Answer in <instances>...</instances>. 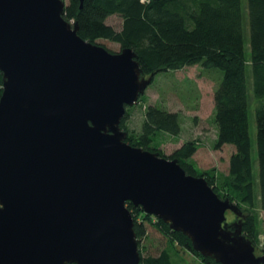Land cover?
Here are the masks:
<instances>
[{
  "label": "water",
  "instance_id": "1",
  "mask_svg": "<svg viewBox=\"0 0 264 264\" xmlns=\"http://www.w3.org/2000/svg\"><path fill=\"white\" fill-rule=\"evenodd\" d=\"M66 8L0 0V264H140L127 203L217 264H264L204 177L126 142L154 75L81 38Z\"/></svg>",
  "mask_w": 264,
  "mask_h": 264
},
{
  "label": "trees",
  "instance_id": "2",
  "mask_svg": "<svg viewBox=\"0 0 264 264\" xmlns=\"http://www.w3.org/2000/svg\"><path fill=\"white\" fill-rule=\"evenodd\" d=\"M66 1V0H65ZM65 19L77 25L79 36L97 44L106 40L132 49L138 56L144 77L174 73L200 67L218 75L215 90V149L234 146L229 174L199 173L192 158L198 151L194 142L185 143L171 157L188 175L204 177L222 200L234 204L242 218V235L257 247L260 213H264V0H68ZM117 16L122 27L116 30L107 20ZM221 78V79H220ZM3 74L0 72V98ZM141 99V97H140ZM139 99V100H140ZM256 122V161L250 133V112ZM126 142L136 148L160 153L156 139L160 134L173 137L182 133L181 118L157 106H149L141 131L130 132L126 122ZM139 242L155 228L169 248L158 256L140 251V264H177V247L197 257L202 264H217L193 249L191 240L140 207L127 203ZM231 213V212H229ZM229 223V222H228ZM232 224V223H229ZM264 253V249L262 250Z\"/></svg>",
  "mask_w": 264,
  "mask_h": 264
},
{
  "label": "rangeland",
  "instance_id": "3",
  "mask_svg": "<svg viewBox=\"0 0 264 264\" xmlns=\"http://www.w3.org/2000/svg\"><path fill=\"white\" fill-rule=\"evenodd\" d=\"M68 1V0H66ZM246 4L247 0H243ZM107 24L120 30L122 20L113 16ZM111 53L121 52V46L106 40L97 41ZM148 79L149 77H145ZM218 75L200 67L187 68L174 73L160 74L155 77L145 94L133 107H130L126 126L130 132L139 133L144 121L145 113L149 106H157L172 113H178L181 118L182 133L173 137L160 134L156 139L159 154L166 157L180 149L187 142L198 145V151L192 161L199 173L215 172L220 177L229 174L230 159L236 151L234 146L227 145L221 150L215 149L217 141V128L215 124V90L218 86ZM221 79V78H220ZM250 133L253 140V159L256 161V122L254 107L250 112ZM163 157V156H162ZM233 213H227V221L235 223ZM260 237L257 243L256 255L264 257V213H260ZM169 248L167 240L153 227H148V237L140 242L139 251L146 255L158 256ZM178 255L177 264H202L197 257L180 248H176Z\"/></svg>",
  "mask_w": 264,
  "mask_h": 264
}]
</instances>
